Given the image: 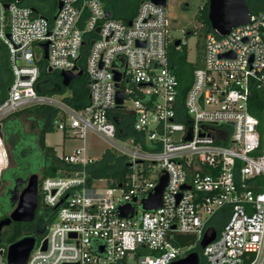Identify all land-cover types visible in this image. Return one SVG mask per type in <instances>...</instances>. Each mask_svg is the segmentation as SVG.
<instances>
[{
	"label": "built area",
	"instance_id": "2783aa9c",
	"mask_svg": "<svg viewBox=\"0 0 264 264\" xmlns=\"http://www.w3.org/2000/svg\"><path fill=\"white\" fill-rule=\"evenodd\" d=\"M53 1L55 10L45 14L25 0H0V46L11 78L0 128L24 109L49 107L52 129L83 144L89 133L101 137L128 170L121 181L90 179L88 167L103 156L91 158L84 145L55 153L57 175L38 180V200L51 219L26 264H126L129 256L139 264H173L196 247L206 264H264V11L251 12L224 37L211 30L191 62L185 41L172 52L165 8L150 0L128 23L107 18L100 0ZM183 48L189 63L202 57L184 93L171 62ZM43 71H81L86 105L75 109L71 92L60 99L41 94ZM254 93L262 120L252 114ZM121 115L132 118L137 138L125 135ZM9 161L0 135V182ZM163 176L161 206L143 210L140 202ZM124 206L133 212L121 217ZM208 228L216 236L202 249ZM176 234L194 241L175 246ZM6 251L0 248V264Z\"/></svg>",
	"mask_w": 264,
	"mask_h": 264
},
{
	"label": "trees",
	"instance_id": "16d2710c",
	"mask_svg": "<svg viewBox=\"0 0 264 264\" xmlns=\"http://www.w3.org/2000/svg\"><path fill=\"white\" fill-rule=\"evenodd\" d=\"M141 1L144 0H103L105 3V9L112 14L113 19L128 23L134 17L137 8ZM245 3L249 7L250 11L253 7L264 11V0H245ZM208 13V0L199 8L198 21L202 23L201 32L199 33L200 40L203 43L204 37L211 32L210 24L207 20ZM256 13V12H255ZM191 35L192 32H187ZM174 40L170 42L169 47L172 52L174 49ZM202 46L197 43V48L200 50ZM172 66L177 80L181 85V90L184 93L191 82L192 72L196 67H200L202 64V57L199 54L195 64L187 61V54L185 48L182 51L173 53ZM2 57V58H1ZM82 69V68H81ZM10 70L7 66L4 49L0 46V102L6 97V91L10 83ZM43 82L39 92L43 95H54L56 93H63L69 89L71 92V98L68 102L75 108L81 109L88 102V91L86 88V81L84 78L82 85H75L73 81L68 88L61 86L60 74L56 72L43 71L41 74ZM254 99H256V108L252 110V114L262 120V100L258 93H254ZM22 114L39 115L37 125L39 131L27 132L24 130L23 124L19 119ZM117 114H121L120 111ZM54 116V110L49 107H32L17 112L2 123V136L3 140L8 148L9 156L13 164L12 168L7 169L2 174V180L21 178L26 180L30 175L36 174L31 169L32 163L41 162L44 173L56 176L60 168V164L56 162L55 151L52 147L45 145V134L52 128H45L47 123L50 122ZM31 120L34 116H30ZM123 118L122 128L125 131V135L133 136L137 138L131 130L132 118L127 115H121ZM121 129V128H120ZM127 164L121 157L114 158L113 154L106 151L103 157L94 165L88 167L90 173V179L92 177L99 178H113L121 181L124 174L127 172ZM39 203V200H38ZM224 224V220L217 224V229L220 230ZM25 224H15L6 234L0 237V248L6 249L12 243L20 240L26 235ZM194 241L192 235L189 234H176L175 246H188ZM3 246V247H2ZM193 251L200 253L199 247H196ZM200 264H206L204 260L200 259Z\"/></svg>",
	"mask_w": 264,
	"mask_h": 264
},
{
	"label": "water",
	"instance_id": "95a60500",
	"mask_svg": "<svg viewBox=\"0 0 264 264\" xmlns=\"http://www.w3.org/2000/svg\"><path fill=\"white\" fill-rule=\"evenodd\" d=\"M150 1L163 8H166L167 6V0ZM60 6L61 4L58 5L59 8ZM5 9H7V5H5ZM250 13L251 11L245 3V0H208L207 20L210 24V28L222 37L228 35V33L235 27L246 24L249 21ZM111 16L112 14L107 11L106 17L111 18ZM7 38L9 39L10 36L7 35ZM180 43V40H175L173 45L177 47ZM47 46V43L42 46L45 50L44 59H47ZM81 76V71L76 74L72 72H62L60 73L61 86L68 88L72 81L79 80ZM115 79H119L117 74ZM122 103L123 94L117 92L116 104L121 106ZM200 104L203 106V97L200 98ZM0 135L2 136L1 128ZM187 139H191L190 134ZM166 180V176H163L154 193L140 202L143 210H156L161 206V198L163 189L166 185ZM22 185H24V188L19 192L18 188ZM183 189L187 188L183 187ZM11 195L10 204H16V207L7 219L0 222V231L3 227L11 225V223L30 224L34 221L35 212L38 208V175L32 174L25 181L20 178L16 179L14 181V188ZM66 198L67 196L64 197V199ZM134 201L136 200L134 199ZM119 211L121 217H126L127 215L132 214L133 209L131 206H124L120 207ZM215 236V230L213 228H208L200 243V248L204 249L215 239ZM35 242L36 238L33 235L26 234L20 240L9 245L6 251V264H26ZM173 264H200V258L198 253L192 252L185 258L176 261Z\"/></svg>",
	"mask_w": 264,
	"mask_h": 264
},
{
	"label": "rangeland",
	"instance_id": "374dc122",
	"mask_svg": "<svg viewBox=\"0 0 264 264\" xmlns=\"http://www.w3.org/2000/svg\"><path fill=\"white\" fill-rule=\"evenodd\" d=\"M207 0H167V6L165 8L166 17L168 21L169 35L171 39L185 41L189 49L188 59L193 62L198 54L196 49L197 43L202 46L199 33L201 32L202 23L198 21L197 17L199 15V8L202 7ZM25 2H31L43 13L52 12L55 10L56 3L53 0L48 1H34L25 0ZM102 5L105 7L103 0H100ZM52 7L54 10H52ZM44 10V11H43ZM187 32H192L188 35ZM196 33V34H194ZM2 58V57H1ZM85 76L83 75L79 80H74L75 85H82ZM73 82V81H72ZM70 93L67 89L63 93L54 94L55 98L60 99L61 97H66ZM130 98L126 102V106L130 107ZM30 116H34V119H30ZM39 115L32 114H22L19 116L20 121L23 124L24 130L27 132L39 131L37 120ZM48 127V125H46ZM45 145L52 147L58 156L68 155L72 153L75 149H79L83 145L87 148V153L91 158L98 159L103 156L106 151H110L114 158L119 157V153L112 150L109 145L99 136L89 133L86 137L85 144L81 140L75 139L70 132H62L53 128V130L48 131L45 134ZM43 165L41 162L32 163L31 169L35 171L38 175V180L40 178L53 177L50 174L44 173L42 169ZM153 175H156L154 172ZM38 210L42 209L41 199H39ZM10 209V200L6 199L4 201V210ZM25 231H29L27 228ZM43 236L39 237L41 239ZM2 245V244H0ZM1 247V246H0ZM3 247V246H2ZM126 264H139L133 256H129L126 260Z\"/></svg>",
	"mask_w": 264,
	"mask_h": 264
},
{
	"label": "flooded vegetation",
	"instance_id": "af4514ba",
	"mask_svg": "<svg viewBox=\"0 0 264 264\" xmlns=\"http://www.w3.org/2000/svg\"><path fill=\"white\" fill-rule=\"evenodd\" d=\"M12 167H13V164H12L11 159H10L9 166H8L7 169L12 168ZM16 179H19V178L17 177V178H13V179H5V180L1 179V188H0V222L2 220L7 219L10 216L11 212L16 207V204H10V209H8L7 211L4 210V201L6 199L10 200V198L12 196L11 194H12V191H13V188H14V181ZM23 188H24V185L19 186V188H18L19 192ZM51 214L52 213L50 211H48V210H44V209L38 210V208H37V210L35 212L34 221L32 223H30V224H25V226H26L25 228L29 229V231H25V233L28 234V235H33L36 239H38L39 237L43 236L45 234L46 229L48 227V224L50 222ZM15 224H18V223H11V225H9L7 227H3L1 229V231H0V237L3 236L4 234H6Z\"/></svg>",
	"mask_w": 264,
	"mask_h": 264
},
{
	"label": "crops",
	"instance_id": "0c3cea01",
	"mask_svg": "<svg viewBox=\"0 0 264 264\" xmlns=\"http://www.w3.org/2000/svg\"><path fill=\"white\" fill-rule=\"evenodd\" d=\"M264 10V9H263ZM261 10L260 9H257L256 7H253L252 8V10H251V12H260ZM51 121V120H50ZM47 125H48V127H45V128H48V129H50V128H52L51 127V125H50V122H48L47 123ZM227 217V216H226ZM227 218H225V220H226Z\"/></svg>",
	"mask_w": 264,
	"mask_h": 264
}]
</instances>
